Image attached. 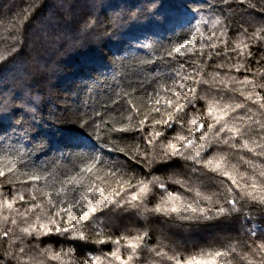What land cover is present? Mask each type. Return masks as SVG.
<instances>
[{
    "label": "trees",
    "instance_id": "1",
    "mask_svg": "<svg viewBox=\"0 0 264 264\" xmlns=\"http://www.w3.org/2000/svg\"><path fill=\"white\" fill-rule=\"evenodd\" d=\"M10 34L19 41L15 46L21 50L15 54ZM181 44L194 51L184 57L168 55ZM0 56L5 57L0 61V170L7 172L0 177V205L16 198L12 209L0 207V230L11 228L22 236L11 247V239L4 241L6 252L30 249L22 264H121L110 256L117 250L126 264H171L155 251L169 256L181 251L188 258L201 249L220 250L230 241L239 242V255L224 264H264V253L244 246L264 241V206L243 209L253 217L247 222L240 217L228 224L205 222L190 228H177L173 221L165 224L163 215L144 211L145 207L183 206L182 202L196 198V192L216 201L223 188L218 181L231 184L207 169L203 176L193 174L179 158L167 166L150 167L149 162L160 160L169 142L182 147L183 140L174 138H190L193 119L215 123L206 115L208 101L224 95L221 106L245 103V109L237 110L242 115L251 102L241 91L254 98L256 92L264 96V0H0ZM183 77H191L187 87L196 89L195 106L175 113L177 105L193 95L179 89ZM245 79L250 83H240ZM96 111L102 118L95 117ZM173 115L177 117L173 128H165L163 122ZM90 117L87 136H78ZM217 130L205 126L206 141ZM156 132L163 135L149 144ZM200 135L203 132L197 138ZM218 153L229 156L226 170L235 165L249 177L264 172V156L233 155L224 146L204 159ZM241 154L255 169L240 162ZM33 172L46 179L29 180ZM153 176L181 201L168 200V193L154 188L139 211L126 205L128 211L97 212L83 228L84 239H70L71 233L28 236L20 231L43 224L45 229L40 231L52 228L55 233L49 218L67 227L69 215L62 210L78 212L75 199L93 186L106 188L108 195L126 188L128 182L147 183ZM174 180L187 181L192 192ZM61 188L63 192L58 191ZM20 195L24 201H19ZM32 204L40 207L25 216ZM201 206L207 207L208 202L202 201ZM56 212L62 215L55 217ZM253 225H258L255 232ZM145 232L147 237L140 241L144 247L129 260L128 241ZM57 254V259H50Z\"/></svg>",
    "mask_w": 264,
    "mask_h": 264
},
{
    "label": "snow or ice",
    "instance_id": "2",
    "mask_svg": "<svg viewBox=\"0 0 264 264\" xmlns=\"http://www.w3.org/2000/svg\"><path fill=\"white\" fill-rule=\"evenodd\" d=\"M206 23V22H205ZM214 23H219V21H214ZM196 31L199 32V26H196ZM11 35V39L14 42L12 46V53L15 54L21 49L17 48L15 44H18V38L16 35ZM203 35V33H201ZM246 48L247 45H244ZM194 50L191 47H188L187 44H181L179 47L174 48L173 51L169 52V56L179 55L184 57L187 53H192ZM5 60L4 56H0V61ZM183 67V65H181ZM179 76V73H176ZM219 75V74H217ZM185 82L179 83V89L181 92L187 93L191 92L193 95L188 96L184 100L183 104H178L175 108V113H185V108L188 106H195V88H188L187 82L191 80V77H183ZM199 82V81H198ZM202 83L207 84L208 81H202ZM219 83H223L220 81ZM240 83H250L247 79ZM228 91L232 89L228 88L227 85H224ZM264 87V86H261ZM219 92L220 89L215 90ZM119 95V93H117ZM127 93H125L126 95ZM241 96H244L245 101H250L251 106L247 107V110L241 115L237 110H243L246 108L245 103H235L234 107L231 104H224L221 106V101L225 98L224 95H221L219 99H213L208 101L209 107L206 113L207 116L213 117L215 123L205 125L203 119L197 122L196 119L191 121V124L194 125V130L192 131V136L190 138L184 139L183 137H176V140H183L182 147H178L177 143L169 142V144L163 146V154L160 160L153 159L149 162V166H167L179 158L185 161V167H190L191 172L198 176L205 175L204 169L216 173L218 176H223L230 181L231 184L225 182V180L218 181L219 185H222V190L218 193V199L213 201L211 196H203L200 192L195 193V199L187 200L182 202L183 206H172L171 208L157 206L155 209L144 208L145 212H155L166 217L164 223L167 224L169 221H173L177 228L192 227L195 225L203 224L205 222H213L215 224H228L234 219L243 217L247 222L250 221L253 217L251 211L245 213L243 209H251L255 206H264V172H260L259 176L249 177L246 172H239L236 169L235 165L231 166V171L226 170L228 168L229 156L228 154H217L216 156L205 160L204 156L208 155L213 149L220 148L221 146L226 147L233 153V155L238 153H251L255 157L264 156V144L259 143L258 141L264 140V96H261L259 92L255 93V98L252 93L240 92ZM115 103V101H113ZM160 103V101H157ZM169 105L172 103L171 100L166 101ZM104 107H109L108 105H103ZM252 106H256V111L253 112ZM159 111V109H156ZM95 117L102 118L100 111L95 112ZM177 117L175 115L168 121H164V126L167 129H172L176 123ZM89 122H91V117L89 121H84L80 126V129L77 133L78 136H87L86 129ZM231 122V123H230ZM144 122H141L143 125ZM156 124H160L161 121H155ZM205 126L209 131L218 129L215 131L214 136L206 141L208 137V132H204ZM116 131H125V129H115ZM198 138L197 133H202ZM231 135H222L228 134ZM163 133L156 132L155 136H152L148 143H153L158 137L162 136ZM206 141V142H204ZM15 159V158H14ZM240 162L242 164H252L251 160L245 159L244 155H240ZM187 162H191L192 165L199 167L191 166ZM253 169L255 165L252 164ZM12 171L11 168L8 169V172ZM45 173L47 169L43 170ZM7 175V172L0 170V177ZM151 175V173H149ZM46 179V176L40 172H33L29 175V180H34L37 182H42ZM243 181V183H241ZM250 181V182H249ZM175 184H178L181 188H184L186 192H192V187L189 186L188 182L185 180H174L172 181ZM159 188L163 192L168 193V200L181 201L179 195H173L168 192V186L166 183L161 182L159 177L153 176L151 180L145 183L143 180L137 181L136 184L131 182L127 183V187L121 186L118 190H114L112 193L105 195L107 189L99 188L93 186L90 190L86 191L84 194L80 195L79 199H75V205L80 206V210L72 214L70 210H62L69 215L67 227L61 228L57 223L56 219L49 218V224L55 226V233H53L52 228H47L45 231H40L45 229V225L33 224L30 227H25L20 231L24 235H33L34 233L39 235H53V234H64L67 235L71 233L70 239H84L83 228L86 222H92L96 218V213H104L105 210L112 212L115 210L128 211L129 209L126 205H131L132 209H137L139 211L140 205L144 204L147 200L149 194L153 191L154 188ZM59 192H63L64 189H58ZM129 192L131 194L129 195ZM217 195V194H214ZM101 198L100 201H96V197ZM128 196V199L125 200L124 197ZM19 201H24V196L20 195L18 197ZM35 196L32 197L34 201ZM16 198L14 197L13 201L5 200L0 207H6L8 209L13 208V203ZM202 201H207L208 206H201ZM247 201V203H246ZM166 203V201H162ZM40 205L32 204V207L27 210L24 214L27 216L28 213L32 212L34 209L39 208ZM173 214H175V220H173ZM61 212L54 213L55 217H60ZM39 220L40 217L38 216ZM9 217L5 216L4 221L7 222ZM74 221V222H73ZM11 223L13 225L17 224V220L12 219ZM243 227V225H241ZM258 228V225H253L252 231L255 232ZM79 233V235H78ZM147 232L143 235L133 237L128 241L127 247L132 249V255L128 257L129 260H132L134 257L138 256L140 249L144 246L140 241H143L147 237ZM15 236V239L12 237ZM11 239V247L16 244V241L22 240V236L16 235L14 229L0 230V264H12V261H17V264H22L25 256L27 255L30 249L25 247H19L18 251H5L4 250V241ZM104 243L105 241H100ZM119 244V239L116 241ZM240 246L239 242L236 245H233L230 241L225 243L220 250H209L205 251L200 250L198 255H193L188 258H183V253L181 251H174V254L169 256L164 251H155L154 249H149V251H155L157 257L166 258L167 261L171 264H217V261L220 264H224L225 261L229 260L230 257L238 256L237 248ZM245 247H251L253 251L259 250L260 253H264V241L254 242L253 245L247 244L245 242ZM118 251H114L110 254L112 258L117 261H121V264H126L122 260L121 256L118 255ZM66 254V253H65ZM246 254V253H245ZM59 254L50 257V259H57ZM92 260L97 259L96 257H91ZM243 259V257H241Z\"/></svg>",
    "mask_w": 264,
    "mask_h": 264
}]
</instances>
